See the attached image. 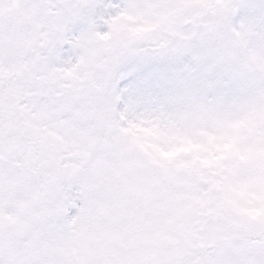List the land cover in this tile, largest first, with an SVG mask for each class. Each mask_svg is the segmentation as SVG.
I'll use <instances>...</instances> for the list:
<instances>
[{"label": "snow or ice", "instance_id": "obj_1", "mask_svg": "<svg viewBox=\"0 0 264 264\" xmlns=\"http://www.w3.org/2000/svg\"><path fill=\"white\" fill-rule=\"evenodd\" d=\"M0 264H264V0H0Z\"/></svg>", "mask_w": 264, "mask_h": 264}]
</instances>
